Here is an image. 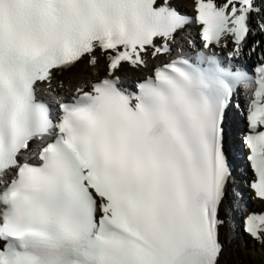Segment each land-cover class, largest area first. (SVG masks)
Returning <instances> with one entry per match:
<instances>
[{
	"label": "snow or ice",
	"instance_id": "obj_1",
	"mask_svg": "<svg viewBox=\"0 0 264 264\" xmlns=\"http://www.w3.org/2000/svg\"><path fill=\"white\" fill-rule=\"evenodd\" d=\"M184 8L0 0V264L264 250V0Z\"/></svg>",
	"mask_w": 264,
	"mask_h": 264
},
{
	"label": "bare ground",
	"instance_id": "obj_2",
	"mask_svg": "<svg viewBox=\"0 0 264 264\" xmlns=\"http://www.w3.org/2000/svg\"><path fill=\"white\" fill-rule=\"evenodd\" d=\"M189 2L190 0H182L184 5L189 4ZM81 69L82 66H78L77 69L64 73L61 78L67 79L70 75H78ZM90 72L91 69H87V73ZM237 183L239 184L240 181H237ZM221 264H264V250H261L253 241L238 238L225 245L224 253L221 256Z\"/></svg>",
	"mask_w": 264,
	"mask_h": 264
}]
</instances>
